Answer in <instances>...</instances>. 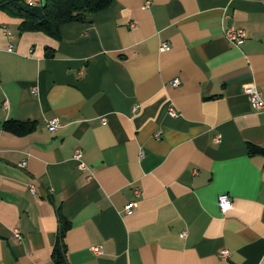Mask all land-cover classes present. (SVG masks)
Returning a JSON list of instances; mask_svg holds the SVG:
<instances>
[{"label": "crops", "instance_id": "obj_1", "mask_svg": "<svg viewBox=\"0 0 264 264\" xmlns=\"http://www.w3.org/2000/svg\"><path fill=\"white\" fill-rule=\"evenodd\" d=\"M19 23L0 9V127L36 126L0 132V264H52L58 215L68 264H264V156L247 149L264 150V113L242 93L264 102V0H113L58 40Z\"/></svg>", "mask_w": 264, "mask_h": 264}, {"label": "trees", "instance_id": "obj_2", "mask_svg": "<svg viewBox=\"0 0 264 264\" xmlns=\"http://www.w3.org/2000/svg\"><path fill=\"white\" fill-rule=\"evenodd\" d=\"M112 1L44 0L36 7H27L22 0H0V9L20 20L18 25L20 33L38 32L58 40L59 30L63 25L87 24L94 14L107 9ZM35 126L34 122L9 119L2 122L0 132L15 137H24L32 133ZM247 147L249 154L264 156V150L250 144ZM69 227V223L61 215H58V229L50 255L52 264H68L64 237Z\"/></svg>", "mask_w": 264, "mask_h": 264}, {"label": "built area", "instance_id": "obj_3", "mask_svg": "<svg viewBox=\"0 0 264 264\" xmlns=\"http://www.w3.org/2000/svg\"><path fill=\"white\" fill-rule=\"evenodd\" d=\"M23 4L27 7H36L39 4H41V0H22ZM131 28L133 27V25L130 26ZM8 35V33H7ZM224 38L230 42L231 44L235 45V46H240L245 39V35L243 30L239 29V28H228L224 31L223 33ZM169 49V46L166 43H161L160 45V50L161 51H167ZM170 85L172 87H177L179 85V81L177 79H174L170 82ZM242 93L246 96L251 110L258 114V113H264V102L262 100V96L261 93L252 85L245 87L242 90ZM134 111V109H133ZM167 114L170 117H174L176 116L175 110L170 106L167 110ZM100 121H104L102 118L100 119ZM58 127V123L56 120H51L47 123V130L49 132H54L56 130V128ZM160 135L158 133H156L154 135L155 139H159ZM142 156V154H141ZM82 158V154L79 150H75L74 154H73V159L76 161L77 163V168L80 171H85L86 170V166L82 163L81 161ZM24 163L22 162L20 164L21 167H24ZM29 192L34 193V187L33 186H29L28 187ZM135 195H137V191L134 192ZM218 200V204H219V209L221 211H224L228 204H229V198L227 195H220L217 198ZM136 207V204L134 202H130L127 205L124 206L123 208V212L125 214H128L131 212L132 209H134ZM13 239H15L16 241H19V236L17 234V232H14L13 234ZM91 251L94 255L98 256L101 254V249L99 247H92ZM228 255L227 251H222L220 253L221 257H226Z\"/></svg>", "mask_w": 264, "mask_h": 264}]
</instances>
